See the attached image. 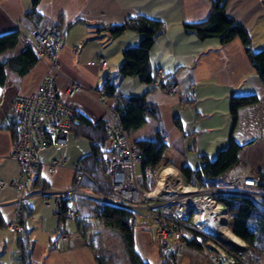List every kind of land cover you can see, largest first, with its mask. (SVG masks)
<instances>
[{"label":"crops","instance_id":"crops-1","mask_svg":"<svg viewBox=\"0 0 264 264\" xmlns=\"http://www.w3.org/2000/svg\"><path fill=\"white\" fill-rule=\"evenodd\" d=\"M225 1L227 14L248 30L252 49H264V0ZM31 6L32 0H0V35L18 30L19 26L30 29L51 24L66 29L65 44L58 53L61 72L56 85L61 100L81 118V123L76 120L70 127L65 145H52L37 154L44 164L32 170V177L38 173L49 190L69 189L75 177L72 167L90 155V140L77 136L76 132L81 130L98 138L92 129L105 120L99 90L107 76L115 78L119 95L146 94L147 102L157 107L158 116L149 118L130 136L133 140L153 138L160 131L167 145L161 164H171L179 170L188 165L196 170L202 165V155L213 159L233 137L243 146L238 163L258 167L253 173L259 179L264 174L259 160L255 158L251 164L246 156L253 157L264 147V82L251 65L243 43L239 38L225 44L219 38L201 40L184 30L186 23L207 19L211 0H41L36 7L40 18L34 21L25 17ZM136 15L162 21L165 25L164 33L150 52L154 77L150 84L141 82L138 77L117 75L123 49L136 45L141 35L125 31L113 38L107 29ZM24 47L19 41L13 50L0 55V61L17 55ZM101 57L107 59L103 67L99 64ZM48 66L46 58H39L24 76L7 67L5 83L0 86V183L4 184L0 189V264H13L17 251V232L9 224L16 218L19 194L8 184L19 178L21 170L11 157L17 139V121L8 112L17 96L35 91ZM158 70L172 76L178 85L177 93L165 91L162 87L165 79L156 83ZM72 83L82 86L83 90L68 95L67 89ZM189 90L196 93L193 101L186 98ZM250 94H256L259 101L240 108L234 124L230 113L232 97ZM109 100L114 98L109 97ZM137 133L139 136L135 138ZM105 150L107 154H103L108 160V145ZM58 159L65 160L66 166L50 172L45 163ZM137 164L142 169L141 163ZM99 168L98 176L102 178L100 163ZM104 174L108 176L106 168ZM80 188L90 191L86 180ZM44 199L45 196L34 195L21 202L30 207L31 214L24 226L33 243V264H98L96 250L89 247L82 234L85 222L81 213L88 215L87 200L79 201L80 230L73 221V229L68 230L70 219L60 223L57 212L46 206ZM138 232L135 231L136 251L150 264H160V256L151 243V235L157 241L154 231H150V235ZM176 253L177 264H212L203 251L187 244Z\"/></svg>","mask_w":264,"mask_h":264},{"label":"built area","instance_id":"built-area-1","mask_svg":"<svg viewBox=\"0 0 264 264\" xmlns=\"http://www.w3.org/2000/svg\"><path fill=\"white\" fill-rule=\"evenodd\" d=\"M18 32L20 41L31 48L37 57L46 58L49 66L39 80L35 91L29 95L17 96L8 112L9 116L17 121V139L11 157L20 165L21 170L19 178L8 184L19 194L16 218L9 227L13 231L18 230L23 208L21 202L34 195L45 196L44 204L53 207L56 212L60 209L62 202L68 200L70 203L68 216L72 219L78 216L81 199L92 202L101 201L128 209L131 212L129 224L135 231H145L153 227L160 251L177 252L182 245L195 240L213 264L242 263L240 254L243 248L236 250L222 239V234L214 228L216 222L208 212V204L202 198L205 200L211 198L214 209L228 216L226 206L220 201L222 195H244L251 197L257 203L264 200V193L259 191V177L251 171L249 165L241 163L224 174L222 185L213 188L188 183L181 171L171 164L158 166L155 170L147 167L144 174H136L134 166L141 163L142 151L121 124L115 109L117 99L110 101L109 97L103 93L100 102L105 107L110 151L106 168L110 187L104 189L97 186L105 191L107 196L101 197L80 188L84 179L95 183L80 164L72 167L75 177L69 189L37 192L28 190L32 182V170L44 164L37 158L38 152L52 145L67 143L69 127L75 113L61 100L56 85V79L61 72L58 53L64 47L66 29L45 24L40 28L30 29L19 26ZM99 64L101 67L105 66L107 59L101 57ZM165 75L163 70H158L156 83ZM177 89L178 85L173 80L165 91L175 94ZM82 90V86L72 83L67 89V94L74 95ZM186 98L193 101L196 99V93L189 90ZM45 165L50 172H53L65 167L66 163L65 160L58 159ZM162 168L173 169L178 176L173 180V184L169 185L170 182H166L168 179L165 180L169 176L165 177L166 174H162L159 180L162 179L165 184L161 190L154 191L158 185L156 174ZM146 177L154 181L150 188L145 187ZM3 185L0 183V189ZM96 222L99 223L100 220L96 218ZM227 228L229 229L228 221Z\"/></svg>","mask_w":264,"mask_h":264},{"label":"trees","instance_id":"trees-1","mask_svg":"<svg viewBox=\"0 0 264 264\" xmlns=\"http://www.w3.org/2000/svg\"><path fill=\"white\" fill-rule=\"evenodd\" d=\"M40 1L41 0H32V6L25 14L27 19L34 21L40 18L36 10ZM211 2L212 6L207 19L202 22L184 24L185 32L187 34H194L201 40L219 38L223 44L235 38H239L243 43L251 65L264 82V49L259 51H254L252 49L248 30L227 14L225 0H211ZM107 29L110 36L113 38L120 36L125 31H134L141 35V39L136 45L128 46L123 49L117 75L120 78L138 77L143 83H152L154 77L150 62V52L157 38L165 31L164 23L144 15H136L127 18L120 24L111 25ZM19 41L18 30L1 34L0 55L13 50L18 45ZM38 60L39 57H37L34 51L26 46L17 55L5 61H0V86L5 83L7 67L16 72L19 76H24ZM164 78L165 81L162 87L165 89L174 79L169 74H166ZM117 88L118 83L115 78L107 76L99 93L117 99L115 109L119 115L122 126L130 135L142 128L149 118L158 116L157 107L147 102L146 94L119 95L117 93ZM258 101L259 98L256 94L232 97L230 113L233 123L236 124L237 122L240 108L256 104ZM76 120L81 123L80 116L75 113L74 120L70 127L74 125ZM177 125L180 126L178 122ZM92 130L95 131L94 135H97L98 138L90 136L88 133H83L81 130H77L76 132L77 136H85L91 142V153L80 165L95 182L92 183L90 180L84 179L90 191L98 196L106 197V192L97 186L99 185L104 189L110 187L109 176H105L104 174L106 168L105 162L108 161L103 154H107L105 147L108 145L106 120H102L94 126ZM134 142L142 151L141 165L143 172L147 167H151L155 170L161 165L167 145L162 139L160 131H158L153 138L135 139ZM242 148L243 146L231 137L228 145L220 149L213 159L202 155V165L200 168L193 170L188 165H185L180 171L190 184L197 183L203 187L209 188L220 186L224 183V174L238 164ZM108 153L110 154L109 150ZM99 163L102 165V178L98 176V172H100ZM259 180V189L264 193V174L260 175ZM153 184V180L148 177L145 178L146 188H150ZM28 190L30 192H37L49 189L45 181L37 173L33 175ZM220 201L226 206L230 214V230L248 246L244 252L240 254L242 263L239 264H261L264 258V200H262L261 203H257L248 196L225 194L221 196ZM24 202L21 212L22 221L17 232V251L12 258L13 264H33L31 260L33 243L30 242L28 231L24 226L25 220L31 213L30 207L24 204ZM93 203L94 205L90 207V212L87 216H95L100 222L104 223L106 228L118 231L122 238L129 264H150L136 251L135 230L129 224L131 212L126 208L101 201H95ZM69 206L70 203L68 200L62 202L57 212L60 223H64L67 219H72L68 216ZM73 220L76 222L77 228H81L82 221L78 219V216ZM82 234L85 237L84 230ZM186 244L196 250L202 249L200 244L195 240L188 241ZM96 259L98 264H105L101 255H96ZM160 264H177V253L160 251Z\"/></svg>","mask_w":264,"mask_h":264},{"label":"rangeland","instance_id":"rangeland-1","mask_svg":"<svg viewBox=\"0 0 264 264\" xmlns=\"http://www.w3.org/2000/svg\"><path fill=\"white\" fill-rule=\"evenodd\" d=\"M104 111H105V107H104ZM138 136H139L138 133L134 135L135 138ZM262 149H264V147H262L260 150H258L255 153V156H253V157L249 156V155H246V156L249 157L251 164H253L254 163L253 160L255 158H257L260 162V163H258V165L260 167L262 165V168L264 169V150H262ZM161 165H167V164H161ZM250 168H251L252 172H254L253 170L258 171V167H255L254 165H251ZM134 170H135L136 174L143 173L139 164L135 165ZM87 202L88 203H86L87 204L86 214H88L90 212V207L92 205H94V203L92 201L87 200ZM22 210H23V208L21 209V212H22ZM227 214H228V224H229L230 223V214L228 213V211H227ZM81 217H82L81 219H83L85 222L83 227H84V232H85V239L88 241L89 247H91V249L94 248L96 250V254L102 256L105 264H129L128 256H127V253L125 251L122 238H121L120 234L118 233V231H116L114 229L106 228L104 226L103 222H100L97 224L95 221V219H96L95 216L88 217V216H85L83 213H81ZM70 220H71V222H70ZM70 220L68 221V224H67L68 230L73 229L72 221L75 222L72 219H70ZM21 221H22V215H21V220L18 222V229L20 227ZM150 231H154L153 227H151L148 230H145V232H147L148 234L150 233ZM229 231L232 232L230 230V228H229ZM14 232L16 233V232H18V230L14 231ZM150 237L152 239L151 243L154 247L155 252H158V255L160 256V248L158 245V240L156 241L155 238H154L155 239L154 240L152 235ZM222 239L225 240L226 242L230 243L233 247H240L238 244L231 241V239H229L227 236L222 235ZM242 243H243L242 248H243V252H244V250L248 246L244 241H242ZM201 251H203L205 253L204 250L201 249ZM31 260H32V257H31ZM261 264H264V258L262 259Z\"/></svg>","mask_w":264,"mask_h":264},{"label":"bare ground","instance_id":"bare-ground-1","mask_svg":"<svg viewBox=\"0 0 264 264\" xmlns=\"http://www.w3.org/2000/svg\"><path fill=\"white\" fill-rule=\"evenodd\" d=\"M172 171H174V170L162 168L161 170H159L157 172L156 178L158 181V185L154 189V191L161 190V188L163 187V184H165L164 183L165 181L163 182L162 179L159 180V177L162 174H166L165 177L169 176L167 178L164 177L165 180L168 179V180H166V182H170L169 185L173 184V180L177 178L178 174H177V172H175V171L172 172ZM166 184H168V183H166ZM187 191H189V190H187ZM202 199L205 203L208 204V208H207L208 212H209L210 216H213V218L216 222L214 225V228H216L217 231L220 232L222 235L227 236L229 239H231V241H233L234 243H236L240 247H242L243 246L242 241L237 236H235L232 232H230L229 229L227 228L228 216L225 213L219 212V211H217V209H214V202L210 201L211 198H208L207 200H205L204 198H202Z\"/></svg>","mask_w":264,"mask_h":264},{"label":"water","instance_id":"water-1","mask_svg":"<svg viewBox=\"0 0 264 264\" xmlns=\"http://www.w3.org/2000/svg\"><path fill=\"white\" fill-rule=\"evenodd\" d=\"M236 250H242V248L240 247H234Z\"/></svg>","mask_w":264,"mask_h":264}]
</instances>
